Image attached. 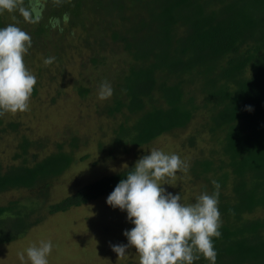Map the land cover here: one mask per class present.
Returning <instances> with one entry per match:
<instances>
[{
  "label": "trees",
  "instance_id": "16d2710c",
  "mask_svg": "<svg viewBox=\"0 0 264 264\" xmlns=\"http://www.w3.org/2000/svg\"><path fill=\"white\" fill-rule=\"evenodd\" d=\"M64 13L70 20L60 32L49 20ZM43 16L30 24L18 12L0 11V28L15 24L31 37L24 63L37 83L30 99L41 100L43 83L53 79L48 74L61 67L73 39L117 43L120 64L107 69L113 95L100 107L112 131L98 153L111 159L192 124L185 140L202 142L204 153L190 162L189 180L202 181L201 193L216 191L213 180L220 185L216 264H264V0H65L59 7L46 0ZM48 57L55 60L45 65ZM87 64L103 65L104 57L92 54ZM86 80L74 84L82 98L90 91ZM22 125L19 116L0 115V141L9 135L13 144L9 160L0 159V193L26 191L0 203V243L23 237L44 210L64 212L110 194L135 165L48 202L54 181L77 162L87 139L64 128L65 137L48 149V137ZM194 264L210 262L200 255Z\"/></svg>",
  "mask_w": 264,
  "mask_h": 264
},
{
  "label": "rangeland",
  "instance_id": "374dc122",
  "mask_svg": "<svg viewBox=\"0 0 264 264\" xmlns=\"http://www.w3.org/2000/svg\"><path fill=\"white\" fill-rule=\"evenodd\" d=\"M71 43L68 47L64 45L65 54L62 56L61 67L56 65L52 69V75L48 74L53 79L43 83L40 89L41 100L30 99L27 111L13 114L19 116L24 129L34 137H48V149L54 141L65 137L62 134L64 128L77 130L87 139V144L77 151V162L54 181L48 202L57 201L100 176L134 165L139 158L155 149L167 155L176 154L183 162L174 176L165 177L159 182L163 184L161 187L173 195L179 193L183 204L195 203L202 194V181L189 180L187 171L192 159L202 155L204 150L197 146L202 142L192 146L185 140L192 124L190 129L161 135L150 145L119 152L111 159H103L98 153V142L107 141L112 131L111 119L100 112L104 103L99 98L100 85L103 82L109 83V70L119 66L120 47L107 40L97 46H87L77 38ZM100 53L105 64L98 67L82 65V61L87 60L90 55ZM36 62L38 61L34 59L33 64ZM34 71L31 69L30 73L34 75ZM81 79H88L85 82L90 91L86 98L80 97L74 87L76 81ZM3 139L0 141V159L7 161L12 154V138L5 135ZM86 153L89 156L81 160ZM184 165H187V170ZM25 193L21 189L1 192L0 203L21 198ZM108 196L109 194L98 197L55 214L44 210L39 224L30 228L23 237L9 243H0V264H30L26 250L31 246L39 247L41 242L52 244V251L47 257L48 264H139V254L134 248H128L124 257H117L111 250L112 245L128 243L123 233L131 230L134 225L127 219L126 211L106 203ZM21 253L24 254L23 261L19 259Z\"/></svg>",
  "mask_w": 264,
  "mask_h": 264
},
{
  "label": "clouds",
  "instance_id": "9594fccd",
  "mask_svg": "<svg viewBox=\"0 0 264 264\" xmlns=\"http://www.w3.org/2000/svg\"><path fill=\"white\" fill-rule=\"evenodd\" d=\"M65 0H53L59 7ZM46 0H0V11L19 13L23 20L37 24L43 18ZM13 20L16 19L13 15ZM70 20L68 13L62 19L50 18L53 29L63 32L61 23ZM29 34L15 24L0 28V115L25 112L37 83L24 63V56L31 47ZM55 57L44 59L45 65L54 62ZM110 83L100 85L99 98L105 100L113 95ZM248 110H251L250 108ZM182 160L176 154L167 155L152 150L139 158L126 179H122L107 197L106 203L127 212V219L134 225L125 230L127 244L112 245L117 257H124L128 248L139 254V264H194L204 257L210 264H216L217 252L213 237L221 233V214L218 210L219 183L212 184L216 191L202 193L193 204L181 203L179 193L173 195L161 187L160 181L174 176L182 167ZM187 170V165H184ZM52 251L50 242L31 246L26 250L30 264H48ZM199 254V255H198ZM24 260V254H19Z\"/></svg>",
  "mask_w": 264,
  "mask_h": 264
}]
</instances>
